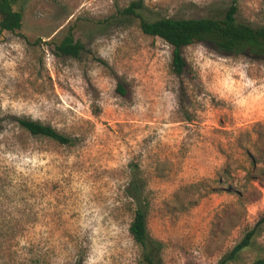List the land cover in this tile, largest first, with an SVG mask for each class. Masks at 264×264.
<instances>
[{"label": "rangeland", "instance_id": "obj_1", "mask_svg": "<svg viewBox=\"0 0 264 264\" xmlns=\"http://www.w3.org/2000/svg\"><path fill=\"white\" fill-rule=\"evenodd\" d=\"M17 0L0 32V264H146L128 227L131 169L145 178L161 264H217L264 217V60L182 48L140 19L218 17L264 26V0ZM72 34L77 57L60 55ZM120 85L124 92L117 91ZM30 119L76 138L30 134ZM264 256V223L228 264Z\"/></svg>", "mask_w": 264, "mask_h": 264}, {"label": "trees", "instance_id": "obj_2", "mask_svg": "<svg viewBox=\"0 0 264 264\" xmlns=\"http://www.w3.org/2000/svg\"><path fill=\"white\" fill-rule=\"evenodd\" d=\"M17 0H0V32H15L20 29L22 14L13 9ZM143 8V1L131 2L121 13L135 15ZM238 4L233 1L218 17H162L152 21L140 19V29L148 36L157 37L168 44L170 50V71L181 76L186 70V61L182 48L195 42L211 43L217 50L227 54H245L264 60V26L256 27L237 20ZM83 45L74 41L68 34L56 45L60 55L77 57ZM117 91L124 92L118 85ZM17 123L35 136L49 138L57 143L72 146L76 138L63 135L49 125L30 119H18ZM125 196L131 209V221L128 227L130 236L142 250L146 264H161L163 243L153 238L148 230L150 199L145 178L137 167L131 169V177L125 187ZM248 231L243 238L217 264H228L246 247L250 246L258 225ZM248 264H264V256Z\"/></svg>", "mask_w": 264, "mask_h": 264}]
</instances>
